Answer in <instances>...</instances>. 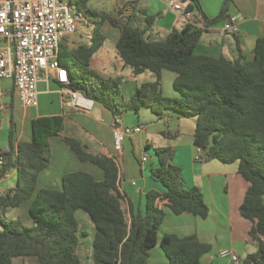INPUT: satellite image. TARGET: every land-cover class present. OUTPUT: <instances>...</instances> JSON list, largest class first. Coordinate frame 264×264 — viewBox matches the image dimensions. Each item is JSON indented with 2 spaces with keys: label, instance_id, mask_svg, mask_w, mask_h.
Listing matches in <instances>:
<instances>
[{
  "label": "trees",
  "instance_id": "1",
  "mask_svg": "<svg viewBox=\"0 0 264 264\" xmlns=\"http://www.w3.org/2000/svg\"><path fill=\"white\" fill-rule=\"evenodd\" d=\"M87 1L75 0L77 11ZM180 3L193 14V20L180 30L172 29L162 39L150 36L160 14L140 11L137 15L143 17L142 24L135 22L136 14L119 19L100 16L91 29L90 43L69 48L62 40L57 60L68 69V87L112 116L137 113L145 107L159 117L170 110L194 119L193 145L202 151L204 160L237 163V173L249 184L239 213L252 223L248 235L256 251L238 264H264V37L256 40L249 60L241 53L234 60L198 55L195 48L201 35L224 19L227 3L212 20L206 18L197 0ZM104 21L119 30L115 50L131 74L149 71L153 75V80L141 84L129 99L120 89L122 76L104 77L91 68V59L104 41L100 33ZM162 71L175 75L172 85L178 97L163 95ZM62 131V117L37 118L31 121V140L17 142L15 125L9 121L8 149L1 152L0 177L15 170L16 186L0 196V264H13L17 258L22 260L20 264H27L26 260L32 264H81L77 254L78 210L94 227L92 264H146L149 251L158 243L169 264H201V256L210 246L194 235H164L158 240L164 212L155 206L161 197L157 192L146 193L143 213L130 208L128 223L121 205L116 163L104 155L90 154L74 138L63 137L62 141L79 163L96 167L102 178L76 171L63 175L60 189H37L38 174L51 161L49 139ZM154 152L157 166L151 176L164 187L162 197L170 211L206 219L209 208L201 191L183 187L180 169L172 164V151L159 147ZM27 202L30 224L2 218L5 210Z\"/></svg>",
  "mask_w": 264,
  "mask_h": 264
},
{
  "label": "crops",
  "instance_id": "2",
  "mask_svg": "<svg viewBox=\"0 0 264 264\" xmlns=\"http://www.w3.org/2000/svg\"><path fill=\"white\" fill-rule=\"evenodd\" d=\"M59 1L67 4L72 12L79 10L75 0ZM170 1L172 0H88L84 8L80 10L85 21L76 23L75 34L67 37H72L70 40H74L68 47L75 48L81 44H89L91 29L100 16L119 19L136 14L135 22L142 24L143 17L137 15L140 11L150 15L160 14L150 31V36L156 40L162 39L172 29L180 30L187 22L168 6ZM174 1L180 3V0ZM197 1L209 20L219 16L226 3L227 6L224 19L207 27L201 35L195 53L210 57L223 56L229 60L236 59L241 53L247 60L251 59L256 40L264 37V0ZM127 6L130 8L125 9ZM230 16L236 17L237 34L219 36L218 31ZM100 33L104 41L93 55L91 65L94 64L96 68H100L101 73H99L104 77L108 69L114 68L115 72L125 70L127 67L123 65L117 53L115 62L112 63L106 60L108 53L102 52L108 43L115 49L119 30L111 26L108 21H104L100 27ZM67 38H65L66 41ZM111 66L113 68H110ZM130 75L132 78L125 84L126 87L122 91L125 99L131 98L141 84L153 80V75L149 71L133 76L130 70ZM114 76L123 77L121 73H116ZM174 78L175 75L171 72L162 71L161 73V89L166 97H178L172 85ZM37 89L38 105L36 108L27 109L23 107L13 82L8 79L0 80L2 93L0 107L4 106V109L0 108V153L8 149L10 119L15 125L17 142H29L32 137L31 121L33 119L52 116L63 118V131L49 139L51 161L46 169L39 172L37 189H60L63 175L76 171L89 173L99 180L102 178L101 171L96 167L79 163L62 141L63 137L74 138L85 145L90 154L104 155L112 158L116 163L118 190L123 196L121 205L128 223L130 208L134 213L137 211L143 213L146 207V193L154 191L161 196L156 199L155 206L164 212V218L157 233L159 241L164 235L179 238L194 235L200 243L210 246L209 251L201 256V264H232L230 258L232 255L241 261L248 254L256 251L255 243L248 235L252 223L244 220L239 213V207L249 184L237 173V163L223 164L217 160L196 159L198 149L193 145L194 119L186 118L170 110L159 117L145 107H141L137 113L128 111L115 117L96 103L88 112L66 109L61 104L58 87L52 76L47 81L40 82ZM18 106L22 110L17 114ZM114 123L120 127L142 125L144 129L125 138L122 150L116 151L112 139ZM159 147L169 148L172 151V164L180 169L183 187L200 189L209 208L206 219H200L188 213L175 215L168 208V201L162 197L165 192L164 187L151 176V171L157 166L154 150ZM143 156L147 157L145 163L141 162ZM148 163L150 168L147 171ZM15 186L16 171L10 170L0 177V196L11 192ZM28 205L27 202L14 208L23 213L26 224H30L27 215ZM79 232L82 235L85 234L80 228ZM261 240L264 241V237H261ZM78 250L85 251L86 254L88 253L87 256L92 255V244L91 248H88L83 244L80 236L77 252ZM222 251L229 252V255L221 256ZM21 262L19 258L13 260V264ZM146 264H169L159 243L149 251Z\"/></svg>",
  "mask_w": 264,
  "mask_h": 264
},
{
  "label": "built area",
  "instance_id": "3",
  "mask_svg": "<svg viewBox=\"0 0 264 264\" xmlns=\"http://www.w3.org/2000/svg\"><path fill=\"white\" fill-rule=\"evenodd\" d=\"M114 1V0H107ZM168 6L187 22L193 14L186 12L179 2L170 1ZM127 6L125 9H129ZM85 21L80 11L72 12L70 7L59 0H2L0 1V80L13 82L14 89L24 108H36L40 82L52 76L58 87L63 108L88 112L94 102L68 86V69L59 64L57 51L63 39L75 34L76 23ZM236 17L230 16L218 31L219 36L237 34ZM0 95L2 93L0 92ZM4 109V106L0 107ZM142 125L120 127L112 125L113 146L122 150L125 138L141 132ZM197 160H204L202 151H197ZM143 156L141 162L145 163ZM3 158L0 153V165ZM221 256L229 252L222 251ZM232 264H238V257L232 255Z\"/></svg>",
  "mask_w": 264,
  "mask_h": 264
},
{
  "label": "rangeland",
  "instance_id": "4",
  "mask_svg": "<svg viewBox=\"0 0 264 264\" xmlns=\"http://www.w3.org/2000/svg\"><path fill=\"white\" fill-rule=\"evenodd\" d=\"M72 37L67 38L68 40L66 41V44L68 46H71L72 43L74 42V40H70ZM102 52L108 53V59H106L107 61H111L112 63L115 62V54H116V50L114 49L113 46H110V44L108 43L106 48L102 49ZM105 60V61H106ZM91 68L94 69L95 71H97L98 73L100 72V68H96V66L94 64L91 65ZM110 68H113L112 66ZM101 73V72H100ZM118 73H121L123 75V81L121 82V92L124 91V88L126 87V83L129 82L131 80V75H130V69L126 68L125 70H121L118 72H115L114 68L112 70H107V74L106 77H113V75ZM123 93V92H122ZM165 96V95H164ZM166 97V96H165ZM170 98V97H168ZM18 102V101H16ZM18 104V103H17ZM22 110V108L20 106H18L17 108V114L20 113ZM148 114V113H147ZM143 123H146L145 121L142 120ZM154 145V144H153ZM153 153V151H152ZM149 155V154H148ZM150 168V164L148 163V165L146 166V170L148 171V169ZM76 220L78 222L79 228L82 230V232H84L85 234H81V232H79L81 235V240L83 241V244L88 246V248H91V244H92V239H93V235H94V228L92 226L91 221L89 220L88 216L83 212V211H78L75 215ZM3 219L5 220H16L17 218H19L22 222H26V217L23 216V213L21 211H19L18 209H12L9 208L5 211L3 217ZM80 260H81V264H91V255L87 256L85 251L82 250H78L77 252ZM27 264H32V262L30 260H26L25 261Z\"/></svg>",
  "mask_w": 264,
  "mask_h": 264
}]
</instances>
